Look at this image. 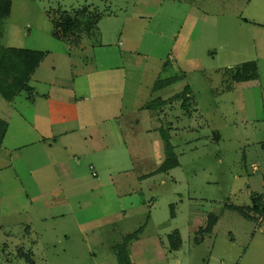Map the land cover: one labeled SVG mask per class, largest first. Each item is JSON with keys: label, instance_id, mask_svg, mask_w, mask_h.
<instances>
[{"label": "rangeland", "instance_id": "374dc122", "mask_svg": "<svg viewBox=\"0 0 264 264\" xmlns=\"http://www.w3.org/2000/svg\"><path fill=\"white\" fill-rule=\"evenodd\" d=\"M84 7L99 17L79 44L52 36L53 14ZM7 47L44 55L0 90V264H118L125 242L134 264H264V220L233 208L264 195V0H12ZM50 83L77 120L36 157Z\"/></svg>", "mask_w": 264, "mask_h": 264}, {"label": "trees", "instance_id": "16d2710c", "mask_svg": "<svg viewBox=\"0 0 264 264\" xmlns=\"http://www.w3.org/2000/svg\"><path fill=\"white\" fill-rule=\"evenodd\" d=\"M11 1L12 0H0V16H9ZM98 17L99 16L97 14L91 15L90 12L88 13V10L85 7L78 11H74L73 14H53L51 16V34L56 39H60L73 44H79L81 35L89 34L90 30L94 28ZM43 55L44 52L42 51L23 48L7 47L4 48V50H0V90L7 100L12 97L13 93H15L18 88L26 87L25 84H21L22 79H28L29 75L38 65ZM6 89L9 90L7 91ZM187 94H190L189 85H185L180 93H176L166 99H163L161 97L156 98V100H153L154 103L152 104L153 106L158 107V109L161 110V108L164 107L167 102L176 101L180 98H183ZM186 102H188L187 99L183 100L182 105ZM5 132L6 122L0 120V143L4 137ZM160 136L164 141V148L167 157L156 170L166 172L169 169L178 166L179 162L174 152L173 146L170 143L168 132H165L162 127L160 128ZM262 146H264V142L262 143ZM233 208L241 212L242 214L250 216L251 213L254 217H258L259 219L264 220V195L253 193L250 196V204L247 208L248 214L244 212V207L233 206ZM173 215L174 212L172 211L171 216ZM217 220L218 217L215 214L209 213L207 216V223L205 227L199 229L198 231L200 233L211 232ZM168 238L170 241L169 247L174 250L178 249L181 243L178 231H173L171 234H169ZM125 244L126 242L123 243V246L116 251L118 264H134L126 256L124 249Z\"/></svg>", "mask_w": 264, "mask_h": 264}, {"label": "crops", "instance_id": "0c3cea01", "mask_svg": "<svg viewBox=\"0 0 264 264\" xmlns=\"http://www.w3.org/2000/svg\"><path fill=\"white\" fill-rule=\"evenodd\" d=\"M244 21H247V19H245ZM53 90H54V93H53ZM70 90L72 91L73 89L70 87H63V86H60V85L55 84V83H50L49 84V90L46 92L44 91L42 93V96L44 98L45 105H46V110H44V112H40V114L45 116V118L47 120V122H46L47 127H49V129L52 130V132H49V134H46L44 132L43 128L40 129L39 127L35 128L32 126V130L34 131L36 138H35V141H31V143L28 142V144L26 146H28L29 144H32V145H36L35 146L36 148H34V152H32L33 150L28 151V154L37 152L38 154L36 155V157H38L40 152L44 153L45 148L51 149L53 146L51 145L52 143L49 141H51L53 138H55L56 135L61 136V135L67 134L68 129H66V127H64V125L72 124L73 121L77 120L76 116H73L70 114H63V112L61 110L59 113V112H57L59 107L57 109H55V107H54L55 104H66L67 105V104L71 103L70 97H67L66 99L61 97L62 94H68V92ZM9 101H11V100L9 99ZM21 106L25 110L28 109V107L23 102L21 103ZM31 116H32V112H31ZM59 125H60L61 129H58ZM49 137H51L52 139ZM46 138L48 139V142L45 143L44 139H46ZM2 143H3V139L0 143V146ZM19 147L20 146L18 145L17 148H19ZM66 147H67V145H66ZM37 196L38 195H35L34 198H36ZM63 200H66V198H63Z\"/></svg>", "mask_w": 264, "mask_h": 264}, {"label": "built area", "instance_id": "2783aa9c", "mask_svg": "<svg viewBox=\"0 0 264 264\" xmlns=\"http://www.w3.org/2000/svg\"><path fill=\"white\" fill-rule=\"evenodd\" d=\"M90 169H92V166H90ZM92 174L94 175V172Z\"/></svg>", "mask_w": 264, "mask_h": 264}]
</instances>
